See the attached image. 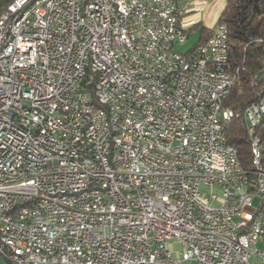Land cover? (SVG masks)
Returning <instances> with one entry per match:
<instances>
[{
  "label": "built area",
  "instance_id": "1",
  "mask_svg": "<svg viewBox=\"0 0 264 264\" xmlns=\"http://www.w3.org/2000/svg\"><path fill=\"white\" fill-rule=\"evenodd\" d=\"M185 12L176 0H45L14 20L0 72L4 264H264V213L240 236L263 194L259 183L258 195H237L245 167L226 142L232 112L223 104L234 80L215 74L228 67L226 25L182 52ZM81 82L85 106L76 101ZM258 108L264 93L244 109L247 122ZM93 111H102L101 128ZM87 134L94 141L81 147ZM61 155L77 163H59ZM39 157L55 168L25 174ZM13 168L21 179L5 180ZM23 198L34 205L6 215Z\"/></svg>",
  "mask_w": 264,
  "mask_h": 264
},
{
  "label": "trees",
  "instance_id": "2",
  "mask_svg": "<svg viewBox=\"0 0 264 264\" xmlns=\"http://www.w3.org/2000/svg\"><path fill=\"white\" fill-rule=\"evenodd\" d=\"M12 0H0V11ZM228 29V67L234 82L224 98L225 107L234 112L225 128L226 142L237 149L239 163L253 169L251 136L259 139L264 160V117L250 127L244 109L264 93V0H226L217 24ZM212 33L201 28L193 45L204 42Z\"/></svg>",
  "mask_w": 264,
  "mask_h": 264
},
{
  "label": "bare ground",
  "instance_id": "3",
  "mask_svg": "<svg viewBox=\"0 0 264 264\" xmlns=\"http://www.w3.org/2000/svg\"><path fill=\"white\" fill-rule=\"evenodd\" d=\"M45 0H12L0 11V72H3V64L1 59V52L8 46L9 39L13 36V24L14 20L18 17L33 13L36 6ZM18 5L14 7L17 3ZM14 7V8H13ZM227 36H228V29ZM163 39H171V31H163ZM186 40V35L179 38V43H183ZM19 67H23L24 71H31V63L27 61L26 57H19ZM215 74H224V81H233L234 77L227 67H215ZM89 91V83L81 82L78 85L76 101L78 106H85L86 97ZM228 93V92H227ZM100 94L105 97H112V87L108 85H101ZM18 102H28L27 93H18ZM228 108V107H226ZM232 118L234 115L233 110ZM244 115V112H243ZM245 117V116H244ZM264 117V108H258V111H252V116L248 119L250 127L255 126ZM102 111H93L92 122L93 128H101ZM245 119V118H244ZM264 120V119H263ZM251 140V152L253 169L245 170V182L240 183L237 186L238 196H254L261 192L263 194L262 199L258 200L254 209L248 212L247 220L242 221V227H240V236H249L251 231V223H255L258 220L259 214L264 213V160L262 152L260 150L259 139L252 137ZM88 141H94V134H87V140H81V147H88ZM256 155V157H255ZM59 163H77L76 155H61L59 156ZM55 168V160L47 159V157H39L35 161L30 162L28 166H25V174H35L44 170ZM258 173V179L257 174ZM77 167H65V175H76ZM22 168H13L11 171H4V179L8 181H17L21 179ZM260 183V184H259ZM0 191H9V184H0ZM34 205V198H23L20 201L9 203L6 206V215L17 214L21 209H27L29 206ZM105 205H112V198H105ZM54 210H45L43 212V219H53ZM233 221H240V214H233ZM254 252H261V245H254Z\"/></svg>",
  "mask_w": 264,
  "mask_h": 264
},
{
  "label": "crops",
  "instance_id": "4",
  "mask_svg": "<svg viewBox=\"0 0 264 264\" xmlns=\"http://www.w3.org/2000/svg\"><path fill=\"white\" fill-rule=\"evenodd\" d=\"M176 1L178 2L179 5L186 7V12L184 15H187L190 12H194L195 11L194 9H197L198 5L199 6L203 5L204 7L206 6L205 8L203 7L204 9L201 15H194L192 18H188V19H183L184 15L182 16V24L184 25V27L186 29H194V28L198 29L199 36L202 27H204L206 31L214 30L215 26L217 25L218 17L226 2V0L221 1L222 8L217 11V6H215V3L219 0H176ZM213 6H215L213 8L214 11H212Z\"/></svg>",
  "mask_w": 264,
  "mask_h": 264
},
{
  "label": "rangeland",
  "instance_id": "5",
  "mask_svg": "<svg viewBox=\"0 0 264 264\" xmlns=\"http://www.w3.org/2000/svg\"><path fill=\"white\" fill-rule=\"evenodd\" d=\"M221 1H223V0H219V1H217L216 3H215V6H217V11L219 10V9H221L222 8V3H221ZM194 6V5H193ZM202 6V7H201ZM215 6H213L212 7V11H214L213 10V8L215 7ZM203 5H198L197 6V9H194L195 11L194 12H190L189 14H187V15H184V17H183V19H188V18H192L194 15H201L202 14V12H203V9L206 7H204ZM216 10V9H215ZM210 13V12H209ZM186 31H187V37H186V40H185V42H183V43H179V44H177V49L178 50H180V51H182V52H185V51H187L188 49H190L196 42H197V40H198V38H199V32H198V29H186ZM258 197H256L254 200H253V206L255 207V205L258 203ZM176 250L178 249L177 247H174ZM0 264H4L1 260H0Z\"/></svg>",
  "mask_w": 264,
  "mask_h": 264
}]
</instances>
